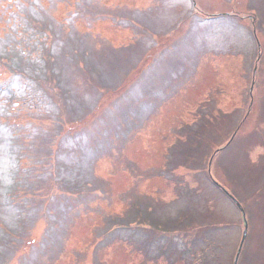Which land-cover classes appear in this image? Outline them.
I'll use <instances>...</instances> for the list:
<instances>
[{"label": "rangeland", "instance_id": "rangeland-1", "mask_svg": "<svg viewBox=\"0 0 264 264\" xmlns=\"http://www.w3.org/2000/svg\"><path fill=\"white\" fill-rule=\"evenodd\" d=\"M246 225L264 264V0H0V264H235Z\"/></svg>", "mask_w": 264, "mask_h": 264}, {"label": "water", "instance_id": "water-1", "mask_svg": "<svg viewBox=\"0 0 264 264\" xmlns=\"http://www.w3.org/2000/svg\"><path fill=\"white\" fill-rule=\"evenodd\" d=\"M246 234H247V225H246V228H245L244 233H243L241 246H240V248H239V250H238V253H237V256H236V260H235V264H237V262H238L239 254H240V251H241L242 245H243V243H244V240H245Z\"/></svg>", "mask_w": 264, "mask_h": 264}]
</instances>
